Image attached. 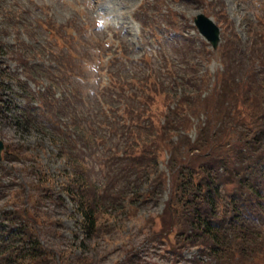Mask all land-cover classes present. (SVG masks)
<instances>
[{
	"label": "rangeland",
	"instance_id": "rangeland-1",
	"mask_svg": "<svg viewBox=\"0 0 264 264\" xmlns=\"http://www.w3.org/2000/svg\"><path fill=\"white\" fill-rule=\"evenodd\" d=\"M201 12L222 29V41L216 50L195 29L194 18ZM147 16L157 18L159 23L145 20ZM142 20L153 24V29L145 27ZM168 28L183 35L182 40L172 37ZM49 29L55 32L50 34ZM154 33L161 43L151 44ZM192 36L195 45L186 39ZM255 39L261 47V64L257 61L250 68L262 69L264 0H0V103L4 99L9 105L0 114V136L7 145L0 160V213L22 208L32 213L39 239L52 252L42 264H196L200 256L197 247L170 250L178 239L177 232L166 238L153 235L152 231L161 228L170 189L159 201L137 200L127 212H114V219L108 221L111 223L101 222L96 233L86 235L79 225L81 216L63 190L74 170L62 152V143L69 147L64 144V152L75 147L70 143L74 135L70 118L75 107L84 123L91 127L99 123V92L115 70L111 65L114 53L124 56L133 69H140L146 60L155 57L159 63L162 55L167 56L182 76L188 69L185 62L193 58L198 71L208 73L210 82L203 96L210 98L205 106L209 109L218 101L215 97L227 64L250 55ZM208 50L213 52L211 56ZM28 56L30 63L42 71L38 70V80L26 77L22 59ZM57 59H63L69 68L61 70L54 89L51 80L58 72ZM12 75L26 80L34 90L45 91L52 84L50 90L56 91L58 98L71 94V89L80 91L81 97L74 108H66L68 104L63 103L60 110L38 102L36 121L20 123L14 107H20L24 100ZM165 78L170 76L166 74ZM191 87L189 83L182 85L183 89ZM215 111L229 113L228 108L220 106ZM191 136L195 139V130ZM82 150L80 155L89 152ZM97 159L85 158L84 169L99 185L105 176ZM162 167L168 172L166 163Z\"/></svg>",
	"mask_w": 264,
	"mask_h": 264
},
{
	"label": "trees",
	"instance_id": "trees-1",
	"mask_svg": "<svg viewBox=\"0 0 264 264\" xmlns=\"http://www.w3.org/2000/svg\"><path fill=\"white\" fill-rule=\"evenodd\" d=\"M145 20L158 22L151 16ZM145 20L141 21L145 27L153 26ZM154 34V41L160 42ZM180 35L176 34L177 41L182 40ZM195 39L190 37L188 44L195 45ZM257 40L251 42L250 55L227 64L218 101L209 109L205 106L210 98L203 96L208 73L201 74L191 58L185 62L189 72L178 75L164 55L159 63L153 58L133 69L114 53L115 70L99 92L95 127L77 115L80 91L71 89L62 99L50 92L41 95L51 98L43 97L44 104L57 110L63 103L75 107L70 118L75 135L70 143L75 147L64 152V142L61 148L74 172L63 190L81 216L79 225L86 235L96 233L101 222L111 223L114 212H127L137 200L159 201L170 189L161 228L152 232L162 238L177 232L172 252L175 247H197L196 264H264V68H250L257 61L261 64ZM57 62L65 64L63 59ZM60 73L53 76L55 85ZM184 83L192 87L183 89ZM218 106L229 113H216ZM23 111V120L36 121L32 109ZM78 145L89 152L80 155ZM95 156L105 176L99 185L84 169L85 158ZM37 231L27 208L1 211L0 264H42L52 252Z\"/></svg>",
	"mask_w": 264,
	"mask_h": 264
},
{
	"label": "water",
	"instance_id": "water-1",
	"mask_svg": "<svg viewBox=\"0 0 264 264\" xmlns=\"http://www.w3.org/2000/svg\"><path fill=\"white\" fill-rule=\"evenodd\" d=\"M195 23L198 26L201 34L211 42L214 48H218L221 41L220 26L211 17L204 13H199L195 17ZM4 146V142L0 139V156Z\"/></svg>",
	"mask_w": 264,
	"mask_h": 264
}]
</instances>
